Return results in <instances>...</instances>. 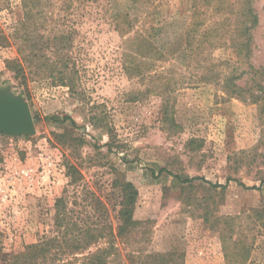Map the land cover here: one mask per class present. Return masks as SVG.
I'll list each match as a JSON object with an SVG mask.
<instances>
[{"label":"rangeland","instance_id":"rangeland-1","mask_svg":"<svg viewBox=\"0 0 264 264\" xmlns=\"http://www.w3.org/2000/svg\"><path fill=\"white\" fill-rule=\"evenodd\" d=\"M33 1L25 9L23 0H0V89L21 95L40 119L33 136L0 135L3 251L20 252L50 233L60 197L77 209L83 200L90 206L93 195L110 209L112 181L123 175L138 192L134 219L149 223L148 252L174 253L178 264H264V91L255 93V101L247 94L238 99L216 83L200 82L210 62L225 69V62L237 60L226 46L205 51V62L187 58L193 21L201 25L192 30L201 34L223 12L206 0L196 8L188 0H40L31 8ZM253 7L259 21L250 63L257 69L264 66V0H254ZM27 10L30 19L21 31L43 55L61 48L66 65L58 69L71 75L65 84L55 73L42 74L44 59L29 67L19 54ZM140 36L162 57L151 62L137 55ZM132 58L143 60L140 75L129 73ZM15 61L24 67L23 78L7 68ZM250 79L245 74L237 84L264 86V77ZM162 96L173 105L172 129L162 121ZM53 115L69 116L76 127L43 120ZM70 137L83 142L71 148ZM67 164L77 167L78 186L69 184ZM150 165L182 178L230 181L224 190L202 182L182 186L167 176L151 179ZM132 247L117 244L110 264H132L125 259ZM84 258L79 255L76 264H86Z\"/></svg>","mask_w":264,"mask_h":264},{"label":"trees","instance_id":"trees-1","mask_svg":"<svg viewBox=\"0 0 264 264\" xmlns=\"http://www.w3.org/2000/svg\"><path fill=\"white\" fill-rule=\"evenodd\" d=\"M27 1L23 0V7L25 9L30 4H27ZM130 1L134 3H150L152 0ZM206 1L208 3L210 2L212 9L216 13L223 12V16L221 19L211 21L209 28H206V31H202L201 34H196L192 30L197 25H201L199 22L194 24L195 21H193L192 28L186 34L187 58L198 64L201 61L205 62L204 57L202 59L201 57L207 50H213L222 46L232 49L233 55L235 58L237 57V60L234 62H225L228 65V68L226 67L227 69L222 68L224 65L222 62L218 64L210 62L208 66L202 67L204 73L200 77V82L208 80V82L219 85L226 95L241 99L243 95L247 94L249 98L255 101L257 98L255 93L264 91V86H260L253 79L264 77V66L255 69L250 63L253 50V31L258 26L259 21L258 15L253 7L254 0ZM39 2L40 0L33 1L31 8H37ZM188 2L191 8H196L198 4V0H188ZM28 12V10L25 11V22L23 21L20 24L18 30L21 39L25 37L23 39L25 45L19 46V54L24 52V57L29 60L27 61L29 67L30 63H33L35 59L37 61L41 58L44 59L45 62L39 66L42 69V74L45 76H53V73H55L58 76L57 81L65 84L71 75L70 73L64 72L63 69H58V65H66V61H62L63 57L60 58L61 55L58 50H61V48L55 45L53 51L43 55L42 50L36 49L34 45L29 43L30 33L21 31L27 27L26 21L30 19ZM56 38L58 44H60L61 39H64L60 36ZM139 39L137 55L151 62L152 60L149 59H154L155 61L162 57L157 47L149 39L143 36H140ZM50 56H52L51 59ZM148 61L146 63L150 65L151 63ZM142 64V58H132L129 73L131 75H140L143 72ZM244 65H247L249 71L242 69ZM10 66L11 64L9 63L7 68L15 72L16 76L22 74L23 78V65L15 61ZM245 74L251 77V83L256 82V87L248 86V83L244 86L237 84ZM172 109L173 105L170 102V97L162 96L160 114L162 121L169 125L168 129L177 126L171 115ZM32 118L34 123L40 121L37 116H33ZM43 120L48 124H67L76 127L75 122L69 116L58 117L53 115L45 117ZM68 141L71 143L69 146L74 149H77V146L83 142L82 139L77 137H70ZM194 142L196 140H189V144ZM66 170L70 178L69 184L78 186L77 183L80 181L81 175L77 167L72 164H67ZM146 171L151 179L155 180L161 178V176H167L171 178L173 183L182 186L202 182L212 189L220 188L224 190L230 181L229 179L225 185H220L212 184L198 177L182 178L166 168L155 165H150L146 168ZM111 188L115 191V202L111 206L109 205L111 210L104 202L93 195L90 197V206H86V200H83L85 202L83 204L84 206L77 209L74 208L76 202L70 203L68 197L58 198L54 204L55 213L50 233L43 235L36 243L26 245L22 251L17 253L5 252L0 247V264H76L79 255L85 257L86 264H110L112 263V258L118 256L117 244H127L129 246L130 243L134 244L135 247H132V249L125 253V259L129 260L132 264H178L177 256L174 253L155 254L148 252L144 247V238L149 234L147 227L149 223L134 219V208L138 192L133 183L126 180L123 175H117L112 181ZM252 189H256V187H252ZM113 220L115 223H113ZM234 255L235 253H232L231 256H226L229 263H232L230 259ZM233 263L235 264L236 261L233 260Z\"/></svg>","mask_w":264,"mask_h":264},{"label":"water","instance_id":"water-1","mask_svg":"<svg viewBox=\"0 0 264 264\" xmlns=\"http://www.w3.org/2000/svg\"><path fill=\"white\" fill-rule=\"evenodd\" d=\"M35 124L21 95L0 89V135L8 137L33 136Z\"/></svg>","mask_w":264,"mask_h":264}]
</instances>
